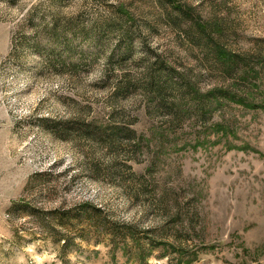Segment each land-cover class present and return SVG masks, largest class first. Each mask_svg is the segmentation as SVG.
<instances>
[{
	"label": "rangeland",
	"instance_id": "rangeland-1",
	"mask_svg": "<svg viewBox=\"0 0 264 264\" xmlns=\"http://www.w3.org/2000/svg\"><path fill=\"white\" fill-rule=\"evenodd\" d=\"M0 264H264V0H0Z\"/></svg>",
	"mask_w": 264,
	"mask_h": 264
},
{
	"label": "trees",
	"instance_id": "trees-1",
	"mask_svg": "<svg viewBox=\"0 0 264 264\" xmlns=\"http://www.w3.org/2000/svg\"><path fill=\"white\" fill-rule=\"evenodd\" d=\"M182 10H183V8H182ZM198 28H199V30L201 31V32H203V33H205L207 30H208V28L206 27V26H198ZM209 31V30H208ZM219 59L222 61V62H227L229 59V55L227 54V52H225V51H222V50H220L219 52ZM162 104V103H161ZM160 106H162V105H159L158 107H160ZM199 109L200 108H197L195 111L196 112H194V113H197L198 111H199ZM117 141H120L119 139L117 140Z\"/></svg>",
	"mask_w": 264,
	"mask_h": 264
}]
</instances>
